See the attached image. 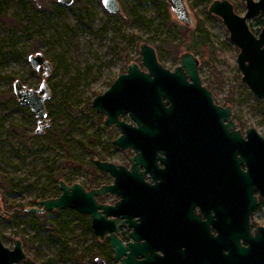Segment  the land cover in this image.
I'll return each mask as SVG.
<instances>
[{
	"label": "rangeland",
	"instance_id": "rangeland-1",
	"mask_svg": "<svg viewBox=\"0 0 264 264\" xmlns=\"http://www.w3.org/2000/svg\"><path fill=\"white\" fill-rule=\"evenodd\" d=\"M119 1L122 11L111 13L103 0H75L72 5L40 0L41 6L0 0V232L10 247L23 240L27 256L19 264H100L95 257L106 247L94 239L88 215L69 207L44 213L27 208L39 205L53 190L59 195L60 180H84L87 165L104 152L106 138L97 128L101 119L94 120L92 100L126 72L131 61H142L143 41L155 45L169 67L174 66L178 45L179 55L185 50L198 54L203 78L218 94L236 99L240 115L264 135V99L242 81L240 48L223 20L209 12V2L186 0L195 19L189 25L173 11L167 19L160 0ZM231 1L245 14V0ZM262 18L250 19L256 33L264 25ZM199 23L209 32L203 54L194 49L199 38L187 33ZM39 51L53 63L48 77L50 125L44 132H37L35 113L14 91L17 79L31 87L41 85L44 68L35 72L29 60ZM104 65L108 70L99 74Z\"/></svg>",
	"mask_w": 264,
	"mask_h": 264
},
{
	"label": "flooded vegetation",
	"instance_id": "flooded-vegetation-1",
	"mask_svg": "<svg viewBox=\"0 0 264 264\" xmlns=\"http://www.w3.org/2000/svg\"><path fill=\"white\" fill-rule=\"evenodd\" d=\"M202 47L203 43L195 45L200 54ZM187 51L199 59L198 85L188 76L187 94L155 96L151 120H139L124 110L103 114L92 100L94 120L101 119L97 128L106 138L104 152L87 165L84 180L69 184L78 182L86 191L105 188L104 193L96 194L107 219L103 238L95 231L92 213L76 209L89 216L94 239L106 247L103 255L95 257L96 262L100 257L104 264H120L123 258H132L137 264H186L216 249L222 261L264 264V198L258 192L250 195L248 190H240L235 162L238 136L241 132L247 137L253 125L240 115L236 99L218 94L203 78L195 52L182 51L173 67L164 66L175 70ZM137 63L147 70L143 61ZM98 70L105 74L108 67ZM203 86L212 92L213 104L203 95ZM143 128L152 132L146 144L117 142L122 135L130 140L142 137ZM204 147L219 157L203 158ZM98 160L105 163L104 169ZM242 167L245 169L244 164ZM255 199L258 203L252 205ZM40 200L37 207L43 206ZM113 235L126 247L120 258L112 244Z\"/></svg>",
	"mask_w": 264,
	"mask_h": 264
},
{
	"label": "water",
	"instance_id": "water-1",
	"mask_svg": "<svg viewBox=\"0 0 264 264\" xmlns=\"http://www.w3.org/2000/svg\"><path fill=\"white\" fill-rule=\"evenodd\" d=\"M34 1L38 6L42 5L40 0ZM58 1L65 5H72L75 2V0ZM167 1L181 23L189 25L195 23L186 0ZM245 2L247 7L245 14L238 13L231 0H212L208 10L223 20L231 39L240 48L237 60L243 73L242 81L251 88L256 96L264 99V25L258 34L253 31L250 25V19L264 15V0H245ZM103 4L111 13L122 11L119 0H103ZM140 49L142 61L147 70H142L137 61H131L126 72L120 73L108 89L94 97L93 105L99 112L112 115L118 111H131L133 116L139 120H151L150 112L153 109L155 96L168 95L171 97L187 94L186 90L190 88V84L187 82L188 76L194 78L198 85L199 59L194 53L190 51L182 53L181 65L175 70H171L161 62L154 45L143 41ZM29 60L35 72L40 73L41 68H44L42 83L35 88L25 84L21 79H17L14 83V91L20 103L28 105L35 113L38 121L37 132H44L45 128L50 125L47 100L52 97V89L48 83V77L53 70V63L41 51L31 54ZM203 95L208 98V103L213 104L212 92L205 86H203ZM161 103H163L162 99ZM144 126L147 124L145 123ZM141 132L142 137H139V140L137 138L130 140L122 135L117 139V142L146 144L149 142L146 137L152 132L146 128H143ZM238 139L239 158L235 162L239 165L240 190H248L250 195L258 192L264 198V135L255 126H252L247 131V137H243L240 132ZM213 156L219 157L218 153ZM213 156L208 147L203 148V158H213ZM98 164L101 168H105L103 161L98 160ZM243 164L245 169L242 167ZM59 186L62 190L59 196L41 199L42 207L31 206L27 210L44 213L56 208L69 207L82 213H92L95 231L103 238L107 219L103 210L100 209L104 208V205L97 202L96 194L104 193V186L86 191L80 183L69 184L65 180H60ZM253 203L257 204L258 200L255 199L252 205ZM112 244L115 247L117 258L126 253L125 245L114 235ZM216 254V249L214 251L207 250L200 256L188 260L186 264H234L231 259L220 260ZM26 256L22 239H17L14 247H10L5 244L0 232V264H19ZM97 260L100 264H104L103 258L99 257ZM128 263L137 264L132 258H123L120 264Z\"/></svg>",
	"mask_w": 264,
	"mask_h": 264
},
{
	"label": "trees",
	"instance_id": "trees-1",
	"mask_svg": "<svg viewBox=\"0 0 264 264\" xmlns=\"http://www.w3.org/2000/svg\"><path fill=\"white\" fill-rule=\"evenodd\" d=\"M28 1H30L31 3L34 1V0H28ZM207 2H209V4H210V2L212 1V0H206ZM160 2H161V4H162V6H163V9H164V15L166 16V18L167 19H170V17H171V6H170V4L168 3V1L167 0H160ZM132 13H133V15L137 18L138 17V15H139V13L136 11V9H132ZM143 19H145V16H143L142 17ZM262 21L264 22V18H262ZM187 32V31H186ZM187 33H191V38L193 39V38H199L198 39V41H199V43H203V48L204 47H208V45H209V32L206 30V28L204 27V25H203V23H199V24H197V26L195 27V30H193V31H189L188 30V32ZM166 41H167V43H170V41H169V39H166ZM182 43L183 44H185V40L183 39L182 40ZM195 45H197V43L195 44ZM161 44H160V48H161ZM179 47H180V45H178V47L176 46V53H175V55L173 56V60H174V62L175 61H178L179 60V54H178V52H179ZM196 51L198 50V48H194ZM200 50V49H199ZM202 54H203V52H202ZM55 189V188H54ZM52 195H57L56 194V191L55 190H53L52 191V193H51V196ZM51 196H49V195H47L46 197H51ZM14 210H15V207L13 208ZM21 210H23V209H21Z\"/></svg>",
	"mask_w": 264,
	"mask_h": 264
}]
</instances>
